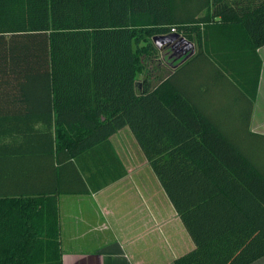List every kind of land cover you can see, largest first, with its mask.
Listing matches in <instances>:
<instances>
[{"label":"trees","instance_id":"trees-1","mask_svg":"<svg viewBox=\"0 0 264 264\" xmlns=\"http://www.w3.org/2000/svg\"><path fill=\"white\" fill-rule=\"evenodd\" d=\"M173 29L198 50L176 70L153 41ZM211 31L256 54L264 0H0V103L25 115L46 104L42 134L70 165L71 194L124 174L93 159L129 127L195 242L175 264H252L264 257V136L250 131L259 69L242 109L196 106L183 72L206 57ZM42 202L0 199V264H63L57 197L46 215Z\"/></svg>","mask_w":264,"mask_h":264},{"label":"crops","instance_id":"crops-1","mask_svg":"<svg viewBox=\"0 0 264 264\" xmlns=\"http://www.w3.org/2000/svg\"><path fill=\"white\" fill-rule=\"evenodd\" d=\"M211 33L204 47L206 57L192 61L183 72V86L195 96L196 106L209 113L239 110L255 90L258 68L250 131L264 136V46L255 54L243 37L219 39L216 31ZM193 44L191 58L198 51ZM30 106L32 112L25 115L20 101L0 103V199L43 201L46 215L47 201L57 197L63 264H175L195 250L193 238L129 127L109 139L111 149H95L93 159L94 170L103 167L104 157L111 163L104 165L108 176L124 174L100 190L71 194L68 191L75 184L70 165L58 163L52 142L42 134L46 104L37 101ZM219 117L223 122H243L242 117ZM84 162L81 159L80 164ZM98 178L95 186L103 175ZM252 264H264V257Z\"/></svg>","mask_w":264,"mask_h":264},{"label":"water","instance_id":"water-1","mask_svg":"<svg viewBox=\"0 0 264 264\" xmlns=\"http://www.w3.org/2000/svg\"><path fill=\"white\" fill-rule=\"evenodd\" d=\"M153 41L160 50H168L163 56L171 61L167 63L173 70L186 63L195 53L194 44L179 34L155 37Z\"/></svg>","mask_w":264,"mask_h":264},{"label":"rangeland","instance_id":"rangeland-1","mask_svg":"<svg viewBox=\"0 0 264 264\" xmlns=\"http://www.w3.org/2000/svg\"><path fill=\"white\" fill-rule=\"evenodd\" d=\"M143 77H144L143 75H140V76H139V80H142V79H143Z\"/></svg>","mask_w":264,"mask_h":264},{"label":"built area","instance_id":"built-area-1","mask_svg":"<svg viewBox=\"0 0 264 264\" xmlns=\"http://www.w3.org/2000/svg\"><path fill=\"white\" fill-rule=\"evenodd\" d=\"M172 33H175V30L174 29L172 30Z\"/></svg>","mask_w":264,"mask_h":264}]
</instances>
